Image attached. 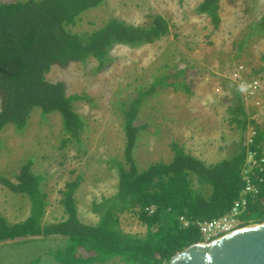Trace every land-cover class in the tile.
<instances>
[{
  "label": "rangeland",
  "instance_id": "rangeland-1",
  "mask_svg": "<svg viewBox=\"0 0 264 264\" xmlns=\"http://www.w3.org/2000/svg\"><path fill=\"white\" fill-rule=\"evenodd\" d=\"M202 1L104 0L69 27L74 33L91 32L111 18L143 26L162 15L169 21L170 33L151 44L114 45L103 69H98L93 58L66 67L52 66L48 80L65 83L69 95L86 97L75 102L76 111L88 124L81 144L62 147L61 116L45 115L40 108L34 109L24 131L8 125L1 133L0 175L16 181L14 174L31 159L34 171L47 177L45 222L67 217L62 191L67 182L82 175L76 192L79 216L85 223H97L92 203L116 193L119 177L108 160L123 158L125 147L123 112L118 104L135 97L140 88L148 89L163 73L172 75L169 82L178 86H159L160 93L141 109L136 124L144 127L135 149L140 169L171 162L174 144L208 166L230 157L241 138L240 128L231 122V109L240 102L249 119L264 127V70L255 72L264 66V30L252 32L253 23L264 14V0H221L218 29L198 10ZM182 70L183 74L173 77ZM255 81L259 83L255 94L250 86L246 92L239 91L242 83ZM2 107L0 97V111ZM253 134L254 126L249 124L246 135ZM205 190L211 193V188ZM0 211L10 222H21L29 216L30 204L0 183ZM120 219L126 231L145 234L146 227L135 213L125 212ZM254 224L258 223L245 221L242 225ZM60 238L0 242V264H58L50 251L63 246Z\"/></svg>",
  "mask_w": 264,
  "mask_h": 264
},
{
  "label": "trees",
  "instance_id": "trees-1",
  "mask_svg": "<svg viewBox=\"0 0 264 264\" xmlns=\"http://www.w3.org/2000/svg\"><path fill=\"white\" fill-rule=\"evenodd\" d=\"M221 0H203L198 10L207 14L218 29L222 22ZM104 0H0V148L1 133L8 125L24 131L32 112L40 108L43 114H59L62 120V147L81 144L88 128L86 120L76 111L75 102L86 97L69 95L62 81H50L52 66L66 67L85 63L93 58L98 69L111 60L109 52L116 44H151L170 33L169 21L156 15L149 25L128 24L111 18L89 32L74 33L78 17L100 6ZM252 27V32L264 30V14ZM264 62V55L262 56ZM264 70H257L256 73ZM183 70L173 75L178 77ZM172 75L163 73L148 88H140L135 97L121 101L125 147L123 158H111L108 163L119 177L117 191L92 203L98 216L95 224L80 219L76 192L83 176L66 183L61 203L66 218L44 221L48 193L44 189L46 175L36 173L33 160H28L14 174L16 181L0 175V183L15 194L23 195L30 204L29 216L12 223L0 211V242H27L48 237L64 240L50 254L58 264H170L172 257L190 245L203 242L196 221L210 220L226 214L240 199L247 181L255 190L246 194L249 207L246 222H264V127L249 119L244 105L232 108L231 122L240 128L238 149L230 156L208 166L201 159L173 145L171 162L153 163L139 168L135 149L141 140L142 127L136 124L143 105L160 93L159 86L177 87L169 82ZM187 91V84L182 83ZM242 116V117H241ZM249 124L254 134L246 135ZM146 126V125H145ZM253 155V161H249ZM255 161V163H254ZM198 185H194V181ZM206 187L211 193H206ZM133 212L146 227L143 235L126 231L120 216ZM191 221L185 226L181 217ZM61 239V238H60Z\"/></svg>",
  "mask_w": 264,
  "mask_h": 264
},
{
  "label": "water",
  "instance_id": "water-1",
  "mask_svg": "<svg viewBox=\"0 0 264 264\" xmlns=\"http://www.w3.org/2000/svg\"><path fill=\"white\" fill-rule=\"evenodd\" d=\"M170 264H264V222L178 252Z\"/></svg>",
  "mask_w": 264,
  "mask_h": 264
},
{
  "label": "built area",
  "instance_id": "built-area-1",
  "mask_svg": "<svg viewBox=\"0 0 264 264\" xmlns=\"http://www.w3.org/2000/svg\"><path fill=\"white\" fill-rule=\"evenodd\" d=\"M258 84L259 83L255 81L253 84L249 85L251 94H255L258 91ZM249 161H253V155L250 156ZM247 182V186L243 191L241 198L237 199L233 203L231 209L226 214L214 219L198 220L195 222L199 232L204 238V242L215 240L219 237H222L244 227V225H242L245 222L243 216L247 212L249 207V202L246 194L249 191H253V189L255 190V187L250 183V180H248ZM180 219L185 226H188L190 223H192L184 216H182Z\"/></svg>",
  "mask_w": 264,
  "mask_h": 264
},
{
  "label": "clouds",
  "instance_id": "clouds-1",
  "mask_svg": "<svg viewBox=\"0 0 264 264\" xmlns=\"http://www.w3.org/2000/svg\"><path fill=\"white\" fill-rule=\"evenodd\" d=\"M248 87L249 85L245 84V83H242L240 86H239V91L240 92H246L248 90Z\"/></svg>",
  "mask_w": 264,
  "mask_h": 264
}]
</instances>
